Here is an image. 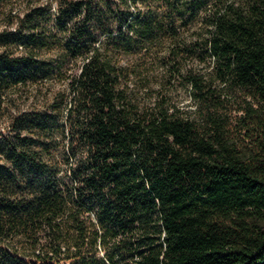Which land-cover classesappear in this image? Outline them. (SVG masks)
<instances>
[{"label":"trees","instance_id":"16d2710c","mask_svg":"<svg viewBox=\"0 0 264 264\" xmlns=\"http://www.w3.org/2000/svg\"><path fill=\"white\" fill-rule=\"evenodd\" d=\"M52 2L0 0V264H264V0Z\"/></svg>","mask_w":264,"mask_h":264},{"label":"rangeland","instance_id":"374dc122","mask_svg":"<svg viewBox=\"0 0 264 264\" xmlns=\"http://www.w3.org/2000/svg\"><path fill=\"white\" fill-rule=\"evenodd\" d=\"M30 2L32 4L35 3H39V4H48V3H52L54 5V3L52 2V0H17V5L16 8H23L24 5ZM131 13L133 14L134 12V7L131 5L129 6ZM182 101V104H184L185 108H187L192 115L195 114L196 112V104L194 103V101L191 99V95L189 93V90L187 88L184 87H179L178 91H176L175 93ZM221 99L223 100L224 103V111L226 113V115L228 116V118L230 119V122L232 124V132H234V134L236 135V140H241L243 139V133H239V122H238V118L241 116V111L238 110L237 108V101L240 100L237 95L235 94V92H233V90H229V89H224L223 91H221ZM36 101V100H35ZM41 104V100H37L36 102H33L31 99L29 100H25L23 103H21V108L26 109L28 108L29 105L31 104ZM5 118L2 120V123L4 122ZM1 126L3 127L4 125L1 124Z\"/></svg>","mask_w":264,"mask_h":264}]
</instances>
